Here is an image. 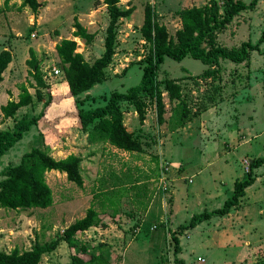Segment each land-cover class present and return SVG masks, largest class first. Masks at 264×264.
Segmentation results:
<instances>
[{
  "label": "rangeland",
  "instance_id": "1",
  "mask_svg": "<svg viewBox=\"0 0 264 264\" xmlns=\"http://www.w3.org/2000/svg\"><path fill=\"white\" fill-rule=\"evenodd\" d=\"M36 1L39 7L32 15L28 8L20 7L21 0H9L7 4L0 0V51L11 54L0 82V106L16 100L19 85H24L32 97V103L17 110L12 118L4 119L0 112V129L12 130L21 117L36 116L48 95L52 102L0 158V172L6 165L16 164L22 153L37 147L46 149L54 159L77 155L82 185L68 182L64 173L46 172L44 180L52 204L45 209H0V250L21 252L34 241L54 239L91 206L105 224V232L100 229L102 234L95 230L77 234L74 250L60 242L54 251L41 256L39 264H70L73 254L83 261L89 255H101L107 264H177V259L183 264H264V163L252 170L254 182L244 189L237 207L177 234V254L168 234L192 215L221 207L231 195L233 182L245 178L248 162L264 156V40L258 52L251 51L240 64L219 60L206 67L189 57L179 62L164 57L156 79H174L180 86L181 100L189 113L184 124L179 125L178 101H169L159 85L164 106L161 123L156 121L154 102L146 94L139 95L142 123L130 103H119L122 123L141 145V152L126 153L100 143L92 157L76 113L103 106L110 93H124L138 83L148 55V44L139 31L143 8L150 6L155 21L173 35L180 26L181 9L199 7L209 0H119L120 8L133 10L128 18L116 23L114 55L103 70V80L84 93L61 100L66 84L54 46L62 39L73 40L75 52L91 63L103 51L108 16L102 0ZM241 1L246 4L250 0ZM75 21L92 34L89 43L72 37ZM263 26L264 0H257L252 10L240 12L216 34L214 44L226 48L245 41L254 44ZM28 49L34 52L47 85L40 89L42 102L33 97V80L25 63ZM53 69L58 70L57 75L52 74ZM160 172L166 176L167 191L157 188L155 192ZM123 175L138 183V191L118 196L122 198L117 202L115 218L122 215L133 219L126 223L122 239L116 228L106 225L112 224L111 209L101 206L93 194L97 189L110 188L113 177ZM123 181L120 178L119 182ZM92 241L95 244L91 245ZM79 245L86 247L84 255L78 252ZM197 257L203 262L197 263Z\"/></svg>",
  "mask_w": 264,
  "mask_h": 264
},
{
  "label": "trees",
  "instance_id": "2",
  "mask_svg": "<svg viewBox=\"0 0 264 264\" xmlns=\"http://www.w3.org/2000/svg\"><path fill=\"white\" fill-rule=\"evenodd\" d=\"M8 1L3 0V4H7ZM118 2L119 0L101 1L105 6L108 22L103 38V51L91 63L84 61L81 54L75 52L76 43L73 40L62 39L54 46L62 78L66 84V93L60 96V100L84 93L94 84L101 83L103 80V70L111 63L114 55L116 23L120 18H128L133 10L132 7L120 8L117 5ZM256 2L257 0H250L245 4L241 0H221L220 3H217L215 0H209L208 3L199 7L183 8L178 12L180 26L173 35H169L165 26L155 21L153 9L150 6H145L139 31L143 41L148 44V55L141 67L139 81L136 85L127 88L124 93H110L103 106L80 110L76 113L79 129L85 133L87 143H107L126 153L141 152V145L122 123L123 113L119 103H130L137 115L138 122L142 123L143 112L139 95L146 94L154 102L156 121L161 123L164 106L158 89L159 85H162L169 101H178L180 107L178 121L179 125L182 126L185 119L189 117L187 116L189 113L185 102L181 100L180 86L174 79L164 78L161 81L156 79L163 58L167 57L179 62L184 57H189L206 67L211 64H218L219 60L233 64L246 61L251 51L258 52V46L264 40V26L254 44L245 41L241 42L238 47L226 48L215 45L214 41L216 34L222 31L234 16L242 11L252 10ZM20 7L28 8L32 15H35L39 4L36 0H21ZM73 28L75 29L71 33L73 38L82 39L84 43L91 41L92 34L87 33L77 21L73 23ZM10 61V52L1 50L0 82L2 81V73ZM25 63L28 67V75L33 80L31 87L34 90V100L42 102L43 97L40 89H46L47 85L40 75L37 60L31 49H28V59ZM51 102L52 99L48 95L46 100L42 102L36 116L30 119L21 117L13 123L12 130L0 129V158L21 139L24 132L36 124ZM31 103L32 97L26 87L19 85L16 100H7L4 105L0 106V112L4 119L12 118L17 110L27 107ZM80 162V158L72 154L62 159H54L49 156L46 149L30 148L20 155L16 164L6 165L0 172L2 176L0 180V209L25 210L49 207L52 204V197L51 191L45 183L44 174L49 171L64 173L68 182L81 187ZM263 163L264 156L248 162L245 178L233 182L231 195L223 201L221 207L194 214L187 223L179 225L176 231L168 232L173 243L174 254L179 252L177 234L192 229L211 217L224 216L232 208L238 206V200L243 196L244 189L254 182L252 170L260 167ZM120 178L127 181V187L123 185L126 181L119 182ZM133 180L129 176H114L109 182L110 188L97 189L93 194L101 206L106 205L111 209L110 217L116 214L117 202L119 203L121 198L118 196L122 195L123 192L128 193L133 189H138L136 187L138 183L133 182ZM137 191L133 193L134 196H137ZM141 194L145 196L144 191ZM104 225V223H100L98 213L90 206L85 210L83 217L66 226L54 239L42 243L34 241L28 250L21 252L17 249H12L7 253L0 250V264H39L41 256L54 251L60 242H63L68 249L74 250L77 244L75 237L77 233H81L90 227ZM78 252L84 255L86 247L79 245ZM176 263L183 264L182 259H177ZM70 264H107V260L101 255H89L88 259L83 261L73 254L70 256Z\"/></svg>",
  "mask_w": 264,
  "mask_h": 264
},
{
  "label": "crops",
  "instance_id": "3",
  "mask_svg": "<svg viewBox=\"0 0 264 264\" xmlns=\"http://www.w3.org/2000/svg\"><path fill=\"white\" fill-rule=\"evenodd\" d=\"M86 141V140H85ZM86 144H87V146H88V148H90V152L89 153H92V152H94V150H96V148H98V146H100L101 144L100 143H94V144H88L87 143V141H86ZM110 147H112V146H110ZM113 148V147H112ZM92 150V151H91ZM77 156V155H76ZM92 157H93V153H92ZM124 186H128L127 185V183L125 182L124 184H123ZM155 187V186H154ZM155 189H157V186L153 189L154 191H155ZM156 192V191H155ZM122 198V197H121ZM105 208H108V207H106L105 206ZM118 208V207H117ZM150 207H148V209H149ZM147 209V208H146ZM148 211H146L145 213H147ZM110 215V214H109ZM115 216H116V214H115ZM115 216H113V217H110V219H111V221H110V223H112V224H106V225H109V227H114V228H116V230L121 234V236H122V239H123V237H124V235L126 234V232H125V225H126V223H131L132 222V220L133 219H131L130 217H128V218H125L124 219V217L122 216V215H120V216H118V217H116L115 218ZM99 218V217H98ZM80 219V218H79ZM77 220V219H76ZM136 220H137V218H136ZM136 220L133 222V224L136 222ZM101 223V222H100ZM102 227L103 226H96V227H90V228H88L87 230H95V231H97V232H99V230L100 229H102ZM87 230H85V231H83V233H85ZM101 232H105L104 231V229H102V231ZM77 234H80V233H77ZM76 234V235H77ZM98 234H102V233H98ZM75 235V237H77ZM93 244H95V242L94 241H92L91 242V245H93Z\"/></svg>",
  "mask_w": 264,
  "mask_h": 264
},
{
  "label": "built area",
  "instance_id": "4",
  "mask_svg": "<svg viewBox=\"0 0 264 264\" xmlns=\"http://www.w3.org/2000/svg\"><path fill=\"white\" fill-rule=\"evenodd\" d=\"M52 74L54 75H57L58 74V71L57 69H53L52 71ZM165 177H163L162 174H160V176L158 177V185H157V188L161 191V192H164L166 190V186H165ZM196 262L197 263H202L203 260L199 257L196 258Z\"/></svg>",
  "mask_w": 264,
  "mask_h": 264
}]
</instances>
